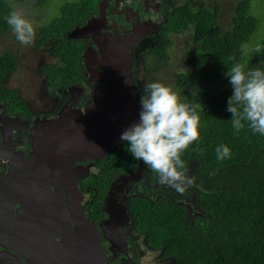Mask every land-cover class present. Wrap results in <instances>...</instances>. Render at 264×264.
<instances>
[{"label": "flooded vegetation", "instance_id": "flooded-vegetation-1", "mask_svg": "<svg viewBox=\"0 0 264 264\" xmlns=\"http://www.w3.org/2000/svg\"><path fill=\"white\" fill-rule=\"evenodd\" d=\"M192 1L99 0L96 11L64 35L50 37L40 34L44 24L33 26L34 38L28 45L17 41L10 27L0 30V264H71L72 257H84L83 264H174L150 239L146 223L142 227L134 221L129 200L138 196L154 202L163 197L188 213V204L179 201L187 198L184 194L158 191L159 178L154 181L153 173L151 179L142 161L124 163L130 154L126 141L110 146L103 158L74 154L73 159L72 152L49 140L48 146L41 144L35 132L61 118L76 120L78 126L86 118L100 121L112 115L104 79L109 57L117 51L131 57L130 85L141 107L136 84L144 76L141 58L154 55L158 37L177 9H204H195ZM15 3L22 4L13 0L9 12ZM87 21L94 24L92 32L69 38L71 30ZM174 34L168 35L170 44ZM72 44L78 47L73 64L69 55L61 58L54 52L63 46L67 53ZM43 48L47 59L39 57ZM50 69L66 75L55 76ZM116 103L122 108L121 99ZM123 116L130 119L125 112ZM108 162L118 170L104 190ZM121 162L124 165L118 168ZM71 175L74 186L67 180ZM110 201L124 207L128 218L110 221L106 210Z\"/></svg>", "mask_w": 264, "mask_h": 264}, {"label": "trees", "instance_id": "trees-1", "mask_svg": "<svg viewBox=\"0 0 264 264\" xmlns=\"http://www.w3.org/2000/svg\"><path fill=\"white\" fill-rule=\"evenodd\" d=\"M9 1L0 0V30L9 28ZM35 1L37 6L44 7L50 0ZM98 1H66L60 6L59 16L44 24L40 34H66L96 11ZM219 11L216 7L177 9L152 50L162 61L170 46L168 35L190 32L194 49L185 56L191 70L176 73L175 84L183 91L184 102L201 105L197 109L199 143L193 142L182 156L187 169L193 170L195 184L201 186L184 193L193 195L199 214L188 217L184 206L163 197L154 202L138 196L129 200L134 221L142 227L146 223L150 239L158 242L157 246L174 264H264V135L254 134L247 125L239 133L234 131L232 114L227 111L233 89L225 75L235 62L245 65V70L264 69V38L257 43L251 40L259 22L250 13L247 0L236 5L229 30L218 24ZM77 50L72 44L67 53L63 46L55 47L54 52L61 58L69 55L73 64ZM49 72L66 75L62 70ZM221 144L230 148V159L217 160L215 149ZM127 156L124 163L137 162L130 154ZM108 163H104L107 173L101 183L104 190L118 170ZM124 163L116 166L121 168ZM148 169L151 179L154 173V181L157 180V174ZM214 171L216 174L210 175Z\"/></svg>", "mask_w": 264, "mask_h": 264}, {"label": "clouds", "instance_id": "clouds-1", "mask_svg": "<svg viewBox=\"0 0 264 264\" xmlns=\"http://www.w3.org/2000/svg\"><path fill=\"white\" fill-rule=\"evenodd\" d=\"M6 22L21 44L33 41V24L20 12L11 11ZM225 75L233 89L227 111L232 114L230 122L234 131L239 133L247 125L254 134L264 135V69L245 70V65L235 62ZM140 104L139 122L129 126L120 136L128 144L127 151L155 172L161 185L181 195L191 187H201L195 184L194 176L187 174L182 159L193 142L199 143L197 109L201 105L184 102L176 91L160 82L144 86ZM215 152L218 161L230 159L232 155L224 144L217 146ZM215 174V171L210 173Z\"/></svg>", "mask_w": 264, "mask_h": 264}, {"label": "water", "instance_id": "water-1", "mask_svg": "<svg viewBox=\"0 0 264 264\" xmlns=\"http://www.w3.org/2000/svg\"><path fill=\"white\" fill-rule=\"evenodd\" d=\"M103 1L99 4L102 10ZM92 21L82 27H76L69 33V38H77L86 32H92L94 29ZM93 29V30H92ZM131 57L125 52L117 51L109 57L110 70L107 78L104 80L109 84V109H113V114H106L100 121L86 118L80 120L78 126L75 125L76 120L70 118H61L54 124L48 122V126H40L36 128V138L45 146L51 145L62 147L66 153H71L72 158L76 159L74 154L86 156L85 159L103 158L110 146H119L123 141L120 139L121 133L129 126L139 122V113L141 107L137 105L134 97L133 89L130 85V65ZM118 92V93H117ZM116 98L121 99L122 108L116 107ZM130 111V112H128ZM130 115V119L123 116V113ZM128 120V121H127ZM127 121V122H126ZM126 122L125 128L123 127ZM47 143V144H44ZM41 146V145H40ZM99 155V157H97ZM74 176L67 178L73 186ZM111 202L107 204V212L110 221H119L128 218V214L124 207L112 206ZM84 257H72L71 264H83ZM61 264H65L61 261Z\"/></svg>", "mask_w": 264, "mask_h": 264}, {"label": "rangeland", "instance_id": "rangeland-1", "mask_svg": "<svg viewBox=\"0 0 264 264\" xmlns=\"http://www.w3.org/2000/svg\"><path fill=\"white\" fill-rule=\"evenodd\" d=\"M66 1L70 0H50L47 6H37L35 0H27L21 3H15L13 6L14 11L20 12L26 19H28L34 27L42 26L49 23L53 18L59 16L60 6ZM242 0H193L192 6L196 9L205 7H217L219 11L218 24L226 31L231 27V19L236 5ZM250 5V13L258 20V28L251 40L254 43L261 41L264 38V0H247ZM10 3L13 0L9 1ZM253 48L254 46H250ZM194 49L190 32H182L174 34L171 37V44L168 48V53H165L166 59L159 60L157 56L150 55L148 58L145 56L141 58L140 70L144 73L143 77H138L141 81H137V87L141 95H144V86L152 82H160L166 86H170L176 91L180 97H183V91L178 89L175 84L176 73H187L191 70L190 63L185 56V53ZM40 58H48L45 48L39 50ZM37 53V51H36ZM145 79V80H144ZM193 170L188 168L187 174L191 176ZM158 187V186H157ZM166 192L173 190L166 185H159L158 191ZM185 200L179 199L187 205L188 213H197L195 207V200L191 195H186Z\"/></svg>", "mask_w": 264, "mask_h": 264}]
</instances>
